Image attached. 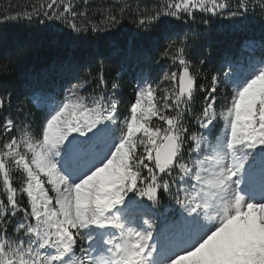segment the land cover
<instances>
[{
  "label": "snow or ice",
  "instance_id": "obj_1",
  "mask_svg": "<svg viewBox=\"0 0 264 264\" xmlns=\"http://www.w3.org/2000/svg\"><path fill=\"white\" fill-rule=\"evenodd\" d=\"M17 21L83 54L0 86V264H264V0H35ZM225 22L244 35L217 57Z\"/></svg>",
  "mask_w": 264,
  "mask_h": 264
},
{
  "label": "trees",
  "instance_id": "obj_2",
  "mask_svg": "<svg viewBox=\"0 0 264 264\" xmlns=\"http://www.w3.org/2000/svg\"><path fill=\"white\" fill-rule=\"evenodd\" d=\"M33 2L35 0H0V14H14ZM102 2L105 0H96V3ZM144 2L152 3L154 0H144ZM126 23L129 22L126 21ZM63 35L64 33L59 31H43L40 27L30 26L22 21L0 25V63L7 64L9 60H14L18 54H22V59L16 61L12 76L0 81V86L14 89L17 96H23L28 74H43L57 59L65 58L70 54H83V50L65 47ZM242 35L244 34L233 33L226 22L223 25L218 23L216 30L212 33L213 39L218 41L214 45L216 56L226 51H234ZM204 51L206 54V50ZM193 52L194 56L199 55L198 50L194 49ZM216 63L215 57L210 58L206 68L211 69ZM153 69L157 70V66H153ZM118 70V64L113 62L110 65V71ZM121 95L124 104H127L132 96V83L129 77L125 78Z\"/></svg>",
  "mask_w": 264,
  "mask_h": 264
}]
</instances>
